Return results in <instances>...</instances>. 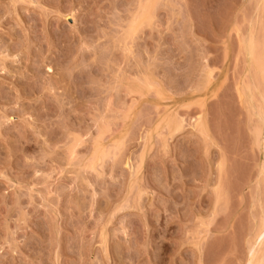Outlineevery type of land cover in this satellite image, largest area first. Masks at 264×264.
I'll return each instance as SVG.
<instances>
[{
  "label": "rangeland",
  "instance_id": "374dc122",
  "mask_svg": "<svg viewBox=\"0 0 264 264\" xmlns=\"http://www.w3.org/2000/svg\"><path fill=\"white\" fill-rule=\"evenodd\" d=\"M263 96L264 0H0V264H264Z\"/></svg>",
  "mask_w": 264,
  "mask_h": 264
},
{
  "label": "bare ground",
  "instance_id": "6f19581e",
  "mask_svg": "<svg viewBox=\"0 0 264 264\" xmlns=\"http://www.w3.org/2000/svg\"><path fill=\"white\" fill-rule=\"evenodd\" d=\"M245 42H246V41H245ZM254 42H255V41H254ZM254 42H253V40L251 39L250 41L248 40V43L246 44V47H245V44H244V47L246 48V50H247V52H248V54H249V57H251V58H252V56H254V54H255V50H256V47H255L256 45H255ZM254 45H255V46H254ZM254 47H255V49H254ZM253 53H254V54H253ZM248 89H249V88H248ZM248 91H249V90H248ZM250 92H251V91L248 92V94H249L248 97L251 99V93H252V92H251V93H250ZM239 93H240V97L243 98V96H244L243 93H242L241 91H240ZM252 95H253V94H252ZM248 97H247V98H248ZM263 97H264V96H263ZM263 97H262V98H263ZM262 100H263V99H262ZM250 101H251V100H250ZM262 102H263V101H262ZM262 104H263V103H262ZM263 105H264V104H263ZM263 105H262V106H263ZM262 110H263V108L261 109V111H262ZM259 111H260V110H259ZM259 114H260V113H259ZM260 118H261V121H262L261 124H263V126H264V110L261 112V117H260ZM258 136H259V135H258ZM259 138H260L259 140L262 141V142H261V147H262V151L264 152V137H262V140H261V136H259ZM257 139H258V138H257ZM259 140H258V141H259ZM259 143H260V142H259ZM259 145H260V144H259ZM263 154H264V153H263ZM263 159H264V158H263ZM263 170H264V164H263ZM263 172H264V171H263ZM262 229H263V231H264V228H262ZM263 234H264V233H263ZM261 235H262V233H261ZM256 253H257V252H256ZM250 254H251V255H250V259H249V261H250L249 264H250L252 261L255 260V252H254V253L252 252V253H250ZM254 263H255V261H254Z\"/></svg>",
  "mask_w": 264,
  "mask_h": 264
},
{
  "label": "snow or ice",
  "instance_id": "6c2138e0",
  "mask_svg": "<svg viewBox=\"0 0 264 264\" xmlns=\"http://www.w3.org/2000/svg\"><path fill=\"white\" fill-rule=\"evenodd\" d=\"M49 71H51V69H49Z\"/></svg>",
  "mask_w": 264,
  "mask_h": 264
}]
</instances>
